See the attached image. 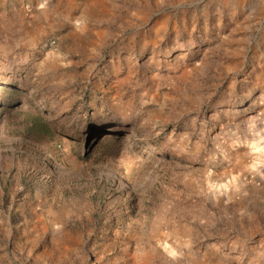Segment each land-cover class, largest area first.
<instances>
[{
  "label": "rangeland",
  "instance_id": "rangeland-1",
  "mask_svg": "<svg viewBox=\"0 0 264 264\" xmlns=\"http://www.w3.org/2000/svg\"><path fill=\"white\" fill-rule=\"evenodd\" d=\"M0 264H264V0H0Z\"/></svg>",
  "mask_w": 264,
  "mask_h": 264
}]
</instances>
